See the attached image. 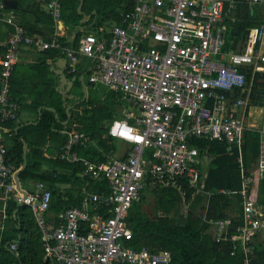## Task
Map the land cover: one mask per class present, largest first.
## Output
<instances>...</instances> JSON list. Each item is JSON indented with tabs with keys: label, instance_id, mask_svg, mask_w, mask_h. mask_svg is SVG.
<instances>
[{
	"label": "built area",
	"instance_id": "2783aa9c",
	"mask_svg": "<svg viewBox=\"0 0 264 264\" xmlns=\"http://www.w3.org/2000/svg\"><path fill=\"white\" fill-rule=\"evenodd\" d=\"M134 2L121 24L81 30L83 36L75 48L66 43L63 26L59 27L62 8L58 0L48 4L56 23L49 39L31 36L8 12L6 1L0 0V20L13 28L0 42L3 220L9 200L32 210L42 232L46 264H171L169 250H136L128 244L133 239L128 222L133 203L141 199L147 183L152 189L178 186V180L188 176L192 187L198 191L204 187L199 149L193 140H224L228 152L241 150L244 144L255 74L264 72V0ZM245 8L259 25L247 27L246 37L235 46V32L240 31L238 23L244 20ZM25 46L40 53H63L73 73H80L83 80L88 77V83L105 88L104 93H112L119 106V116L105 127L111 137L125 143L124 148L120 153L112 150L104 161L74 151L80 144L87 145L89 136L84 132L62 130L67 139L59 158L81 163L82 178L106 181L110 189L108 193L83 189L81 204L61 212L59 224L48 217L52 191L44 182H37L34 191L25 195L17 187V167L8 156L6 135H14L8 124L22 113L11 96V79ZM84 59L90 63L81 69ZM247 68L252 69L250 81ZM249 128L258 130L261 146L257 176L242 169L243 225L238 230L245 254L255 235L264 238V202L257 198V177L264 178V121ZM239 161L242 167V155ZM215 224L217 241H221L233 220L219 219ZM18 248L17 241L9 247L19 255Z\"/></svg>",
	"mask_w": 264,
	"mask_h": 264
},
{
	"label": "trees",
	"instance_id": "16d2710c",
	"mask_svg": "<svg viewBox=\"0 0 264 264\" xmlns=\"http://www.w3.org/2000/svg\"><path fill=\"white\" fill-rule=\"evenodd\" d=\"M80 1L59 0L62 8V19L71 29L78 26L82 19V15L78 12ZM134 3V0H84L82 11L90 14L93 10H97V15L102 23H95V29L93 30H96V25L99 28V26L105 24H107L106 26L121 24L122 19L132 11ZM242 13L244 20L238 23L240 31L235 32V46L241 39L246 37L247 27L259 25V22L251 20V12L246 8ZM47 16L50 17L49 23L52 25L49 28L51 35L44 36V38L49 39L54 34L53 25H55V22L50 13ZM80 35L81 33L74 37L75 44H79ZM44 53H58V51L49 50ZM44 69L47 70V67L44 66ZM245 72L248 81H250L252 69L247 68ZM46 94L47 101L51 102L49 107L55 108L60 118L56 119L55 114L48 110L42 111L41 121L36 132L41 133V137L36 141L31 140L26 135L24 128L17 131L16 122L11 121L8 126L14 129V135L12 137L6 135V142L9 159L16 165L17 170L22 168L25 160L24 141L29 144L26 154L27 166L19 174V180L21 185L26 183L33 185L37 182L46 184L47 188L52 191L48 217L52 223L59 224L58 215L61 212L81 204L83 189L90 192L108 193L110 188L106 181L82 178L83 166L81 163L62 160L59 156L53 159L45 157L46 140H55L54 133H60L64 128L68 130L76 129L84 132L92 141L87 145L76 146L74 151H77L81 157L96 162L104 161L107 159L108 153L112 150L117 153L118 150L116 140L109 135L105 124H109L119 116V106L114 102L112 93H103L102 97L88 95L84 102H87L88 106L90 104V107L86 106L76 114L72 109L70 123L64 126L63 122L68 119V114L63 105L61 94L56 90L53 83L47 85ZM11 96L14 97L21 110H23L22 97H17L13 90H11ZM101 98L104 104L99 106L98 100ZM251 100L255 106L264 107V72L255 74ZM77 107L83 108L81 105H77ZM58 136L63 145L67 138L60 134ZM9 141H12L11 144H9ZM192 143L199 149V168L201 159L207 158L209 155L210 159L212 158L209 163L208 175L203 178L201 173L200 183H203L204 187L199 191L197 188L192 187L188 176L180 178L178 186H158L152 189L147 183L142 190L141 199L133 203L129 212L128 222L133 230V239L128 244L136 250H141L144 247L153 252L169 250L171 252V264H245L246 259L249 260V264H264V238L261 234L255 235L248 242L250 248L248 254L244 252L243 242L240 239V231L238 230L243 225V209L237 218L226 212L229 208H233L237 199H240L241 202L239 191L243 185L242 169L247 173L255 174V177L257 176L258 171L256 168L261 146L258 130L247 127L244 132L242 149L236 148L232 152L227 151V144L224 140L195 139ZM240 155L243 156L242 167L239 161ZM46 165L50 166L49 169L45 167ZM68 183L71 184V187L78 189L76 195L74 188L63 189V191L58 186V184ZM258 183L257 198L259 201L264 202V178L258 180L257 177ZM199 186L201 187V185ZM222 190L237 193L230 195L223 193ZM147 191L158 195L160 193L165 194V192H176L185 203V206L189 207V211L185 214L174 215L177 217L173 216L171 218L159 211L158 214L152 217L142 208L144 200H147L145 198V192ZM205 196L207 197L206 204L203 203ZM200 209H202V212L199 211ZM5 212L7 217L4 223L0 221V264H46L44 261L42 232L36 223L32 210L27 206H20L17 202L9 200ZM54 214L57 217H54ZM227 218H231L233 224L225 233V238L217 241L215 223L219 219ZM17 220H21L20 226H11V223H15ZM14 241L18 242L19 255L9 250L11 243Z\"/></svg>",
	"mask_w": 264,
	"mask_h": 264
},
{
	"label": "crops",
	"instance_id": "0c3cea01",
	"mask_svg": "<svg viewBox=\"0 0 264 264\" xmlns=\"http://www.w3.org/2000/svg\"><path fill=\"white\" fill-rule=\"evenodd\" d=\"M5 1H8V4H6L8 6V7L6 6V9L8 10V12L16 16V22L19 23L22 27H24L31 36H34V37L43 36L44 37V36L51 35L49 28H51L52 25H50L49 23L50 17L47 16L48 15L47 13L48 4L50 2L46 3L44 0H5ZM83 13H85L86 15H92L91 19L85 25L82 24L80 21V24L78 26H76L74 29H71V27L65 24V21L63 19H62V22L59 24V27L63 26L62 32H63V35L65 36L66 43H68L70 46H73L75 48L78 47V44L74 43V37H76L78 34L81 33V35L79 36V39H80L83 36V33L81 31L82 29L84 30L86 29L88 31L95 29L94 25L97 22L96 19H100L99 16L97 15V10H93L92 13L90 14L86 12H83ZM81 15L83 18V14ZM44 17L46 20L44 19ZM91 21L92 23L90 24ZM106 25L107 24H105V26ZM113 25L114 24H111L108 26L111 27ZM12 29L13 28L11 25H9L3 20H0V42L6 40L9 37ZM53 29L55 32L56 23L55 25H53ZM0 51H1L0 56H2L3 50L1 48H0ZM63 57L66 58V56L63 53L58 52V53L45 54V53H40L29 46H25L22 49V54H21L19 63L15 65L14 76H12V79H11V86H12L11 90L14 91L17 97H22L23 99L22 105L24 106L26 105L25 107H28V110H24L23 108L22 113L17 118L18 120L17 121L15 120L16 130L18 131L19 129L24 128V130L26 131L25 132L26 135L31 140L36 141V140H39V137H41L40 136L41 133H36V132H37V126L39 125L41 121L42 111L48 110L55 114L56 119L60 118L59 113H57L56 109L49 107L51 102L47 101L46 90H47V85L50 83L54 84L56 90L59 93L62 90L61 79H60L58 72L60 69V65L64 64ZM40 64L41 65L43 64L45 67H47V70L44 69L43 65L42 67H39ZM65 73L69 80H73L74 78H76L73 81L72 85L69 84L70 90L69 92H67L65 99H64V96L60 93L62 96L63 105L65 106L66 113H67L68 106L73 105L75 107L77 105H80L81 103L80 101L84 102L86 100L87 84L85 80H83V82L85 83V86H83V84L82 86L79 84L80 89H82L81 91L83 92V95L81 99L79 97L77 99L76 93L74 92L75 87H76V81L81 82L80 80L82 79L83 76L80 73L72 72L71 65L68 63V59H67V68H65ZM48 80H50L51 82H49ZM250 112H251V115L248 117L249 127L252 124L260 125L262 121L264 120V107L252 106ZM253 113L257 114L256 119L252 117L254 115ZM71 118H72V113H71ZM70 120L64 121L63 125L67 126L70 123ZM64 129H67V128H64ZM62 130L60 131V133H54L53 131L55 140H48V139L46 140L45 147H44L45 149L44 153H45V157H47L48 159H53L59 156L62 143L60 142L58 135L60 134L63 137L67 138L66 135L62 132ZM91 141L92 140L89 137V141L86 144L91 143ZM11 142L12 141H9V144H11ZM27 145L29 149V144L27 143ZM81 145L83 144H80L78 146H81ZM211 159H210V155L207 158L201 159L200 170H201L203 178H205L208 175V168H209V163ZM45 167L49 169L50 166L46 165ZM20 186H21V191L31 192V191H34L35 183L33 185H28L27 183L25 185L23 184L21 185V182H20ZM58 186L62 190L68 189V188H74L75 195L78 192V189L76 187H71V184L69 183L63 184V185L58 184ZM257 186L259 187V183L257 184ZM258 187H257V191L259 192ZM203 203L205 204L207 203L206 196H205V201ZM234 203L235 204L233 208L235 207L236 212L231 213L232 208H229L228 210H226V212L229 215L237 218L242 213L243 206H242V202H240V199H237ZM3 216H4V195H3V192L0 191V221L4 223ZM53 216L55 217L56 214H54ZM20 224H21V220H17L15 223H11V226L13 225L20 226ZM0 242H1V238H0ZM0 248H1V244H0ZM44 261L46 262L45 255H44Z\"/></svg>",
	"mask_w": 264,
	"mask_h": 264
},
{
	"label": "rangeland",
	"instance_id": "374dc122",
	"mask_svg": "<svg viewBox=\"0 0 264 264\" xmlns=\"http://www.w3.org/2000/svg\"><path fill=\"white\" fill-rule=\"evenodd\" d=\"M96 20H97L98 24L102 23L100 21V19H96ZM255 26L258 27V24H256ZM97 27L98 26L96 25V28ZM106 27L109 28V26H106ZM89 63H90V61L88 59H86V60L84 59L82 61V64L80 65V68L86 69L88 67ZM85 64H86V66H85ZM39 67H42V65L40 64ZM85 82L87 84V94L91 95V97L101 96L102 93H104L106 91L105 88H103V87H99L97 85L89 84L88 83V77L85 78ZM79 84L82 86L81 82H79V83L76 82V87L74 90V92L76 93L77 99H78V97L81 99V97L83 95V92L81 91L82 89H80ZM80 102H81L80 105L83 108L75 106L73 108L74 114H76L77 112H79L80 110H82L86 106H88L87 102H82V101H80ZM98 104H99V106L104 104V101L102 98L100 100H98ZM252 105L255 106L253 103H252ZM25 106L23 105L24 110H28V107H25ZM88 107H90V104ZM256 115L257 114H254L252 117H254V119H256ZM246 124H248V118L246 120ZM116 143H117V147H118L117 151L119 153L122 152L123 151L122 148H123L125 143H123L120 140H116ZM145 198L147 200H144V202L142 204V208L146 213H148L152 217H154L156 214H158L159 211L161 213H164L165 215L169 216L170 218L173 217L174 215L185 214L187 211H189V207L185 206V203L183 202V200H181V198L179 197V195L176 192H173V193L165 192V194L160 193L158 195L156 193H151L150 191H147V192H145ZM204 201H205V199H204ZM199 211L202 212V209H200ZM233 212H236L235 207L231 209V213H233ZM174 217H177V216H174Z\"/></svg>",
	"mask_w": 264,
	"mask_h": 264
},
{
	"label": "water",
	"instance_id": "95a60500",
	"mask_svg": "<svg viewBox=\"0 0 264 264\" xmlns=\"http://www.w3.org/2000/svg\"><path fill=\"white\" fill-rule=\"evenodd\" d=\"M46 3H49L51 2V0H44ZM12 2V1H10ZM16 2V1H15ZM6 4H8V1H6ZM83 4H84V0H81L80 1V5L78 7V12L80 14H83V18L81 19V23L82 24H86L92 17V15H86L85 13L82 12V7H83ZM8 7V6H7ZM85 28V26H84ZM83 30V29H82ZM63 60H64V64L63 65H60V69H59V76H60V79H61V86H62V90L60 91V93L64 96V99L66 98V94L67 92H69V84H73V81L76 79L74 78L73 80H69L66 73H65V68H67V58L63 57ZM69 80V81H68ZM83 84V86H85V83L83 82V77L82 79L80 80ZM85 88V87H84ZM74 108L73 105H70L67 107V114H68V119L67 120H70L71 118V110ZM24 164L22 166V168L20 170L17 171L16 173V184H17V187L18 189L21 190V186H20V180H19V174L26 168L27 166V157H26V154H27V151H28V145H27V142L24 141ZM24 194L26 195L27 192L24 191ZM23 206V205H21ZM10 250V249H9Z\"/></svg>",
	"mask_w": 264,
	"mask_h": 264
}]
</instances>
